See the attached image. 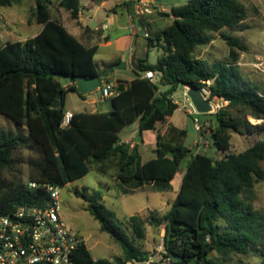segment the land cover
<instances>
[{
    "label": "trees",
    "instance_id": "16d2710c",
    "mask_svg": "<svg viewBox=\"0 0 264 264\" xmlns=\"http://www.w3.org/2000/svg\"><path fill=\"white\" fill-rule=\"evenodd\" d=\"M13 1L0 0V5L11 6ZM52 4V0H36L33 21L43 25L36 36L0 47V113L27 130L26 135L0 127V214L20 205L48 202L46 190L30 188L28 182L64 187L83 178L93 162L113 161L115 177L126 193L148 185L166 191L191 156L170 211L163 217L151 212L147 219L129 218L135 237H145L146 223L163 226L164 247L173 258L178 257L174 264H226L231 254H248L262 226L263 217L252 200L256 183L264 181V137L243 152L215 160L186 145V130L169 127L163 134L179 109L172 95L180 86L206 88L210 100L219 97L228 102L215 113L217 124L211 129L219 149L231 147L232 133L264 134V93L246 81L238 67L236 49L245 51V46L234 36L222 34L231 48L229 61L211 63L196 56L197 49L210 44L215 33L241 24L248 8L239 0H186L170 13L157 12L159 17L172 19L148 37L149 46H159L164 54L155 64L134 59L137 78L128 85L118 80L119 93L111 98L110 111L76 112L71 125L62 128L66 92H76L81 98L85 95L75 83L69 84L63 88L61 106L53 108L59 93L58 75L75 80L101 72L95 60L98 46L84 45L52 18ZM59 4L78 19L80 0H61ZM147 70L162 73L157 83L142 77ZM160 86L168 88L157 95ZM136 121L141 132L161 124L155 156L146 162L137 145L132 147L119 138V132ZM27 145L39 149L42 156L35 165L36 173L26 183L5 179L3 172L13 166L15 151ZM75 193L87 203L101 230L120 244L123 256L115 261L95 260L82 243L74 253V264H130L148 258L123 229L116 213L102 203L100 191L84 187Z\"/></svg>",
    "mask_w": 264,
    "mask_h": 264
},
{
    "label": "rangeland",
    "instance_id": "374dc122",
    "mask_svg": "<svg viewBox=\"0 0 264 264\" xmlns=\"http://www.w3.org/2000/svg\"><path fill=\"white\" fill-rule=\"evenodd\" d=\"M53 1V0H52ZM55 1V2H54ZM51 6L52 18L59 17L74 20L70 13L62 8L59 4L60 0H54ZM111 2L109 3H112ZM180 0H156L161 7H169L171 3L178 4ZM249 10L248 16L236 27L224 28L221 32L214 34V40L208 44L200 46L196 51V56L203 58L209 62H227L230 60L229 54L231 48L227 44L222 34L232 35L237 38L245 51L236 49L239 54L238 67L246 81L256 85L258 89L264 93V0H239ZM89 0H82L83 11L85 15L93 16L95 11L88 12ZM36 0H14L11 6L0 5V47L8 41L19 39L25 40V36H30L36 30L34 10ZM179 5V4H178ZM59 13V14H58ZM62 13V14H61ZM59 15V16H58ZM159 29L163 26L171 24V18L161 15ZM98 20V19H97ZM121 32L106 30L105 34H110L113 40L109 44H102L99 52L96 54V60L101 67L110 62L112 54L117 50V42L114 40ZM136 45H131L133 50L136 49V56L142 54V44H148L149 40L139 34L136 37ZM130 53V52H129ZM128 53V54H129ZM164 54L161 48H151L149 52V62L156 63ZM122 76L129 82L133 81L137 76L135 70L129 68L122 73ZM112 77L110 78V80ZM209 83V82H208ZM204 90V89H203ZM207 97L210 93L208 89ZM187 87L180 86L172 95V98L178 103L179 110H176L172 116V125L187 131L186 145L190 146L195 152L196 145L200 147L198 152L212 156L215 160L224 158L227 154L240 153L251 147L258 140L264 137L263 133H254L251 135H240L232 133L231 147L224 151L219 149L213 141L211 129L217 124L215 113L227 103L219 98H213L216 109L212 114H201L199 119L202 127L201 131L195 130L194 121L186 111L185 100L187 99ZM65 110L72 111H91L97 110L98 107L110 104V99H103L101 91L92 93L88 101L95 100L91 105L85 102L77 93L67 92ZM94 107V108H93ZM250 121V119H249ZM252 123V121H250ZM260 123V121L258 122ZM0 127L11 133H24L27 130L24 126H18L13 120L7 118L0 113ZM161 124L155 130H146L141 132L139 129V121L126 126L119 133L120 140L131 138L140 146V152L144 160L153 157V149L155 148L157 136L160 133ZM136 132V134H134ZM197 143V144H196ZM39 149L27 145L18 148L14 153V164L3 172V177L8 180L22 181L26 183L32 174L36 173L35 165L41 160ZM191 156H188L189 160ZM187 160L183 162L180 173L176 176L172 183V187L166 191H157L151 186H145L135 192H124L123 186L116 179V168L113 161L99 163L93 162L90 165L89 172L80 179H77L64 187H59L61 213L66 224L75 232L80 234L86 243L95 260L115 259L123 256V250L108 233L101 230L100 223L92 216L87 209V203L82 197L76 195L75 190H82L88 187L89 191H100L103 195L102 203L110 210L116 213L118 219L123 222L128 236L136 243L139 248L153 259L161 258V251L164 247L165 228H155L148 223L145 224V237L138 239L131 227L129 226V218L131 216H141L147 219L151 212L163 217L171 209V204L177 196V191L181 186V181L186 169ZM264 168V162L262 163ZM254 208L262 215V226L258 228V235L255 243L252 244L248 254H231L227 257L226 264H262L264 263V181L255 185V195L252 200ZM213 256H218L213 253ZM221 260H224L221 258ZM131 264V263H130Z\"/></svg>",
    "mask_w": 264,
    "mask_h": 264
},
{
    "label": "built area",
    "instance_id": "2783aa9c",
    "mask_svg": "<svg viewBox=\"0 0 264 264\" xmlns=\"http://www.w3.org/2000/svg\"><path fill=\"white\" fill-rule=\"evenodd\" d=\"M133 3L135 15L145 18L146 24L147 19L157 13L154 0H133ZM144 33L149 37L147 25L144 27ZM161 76V72L153 70H147L142 74L143 78L152 81L159 80ZM99 90L103 99L115 97L119 93L118 83H104ZM203 91L215 111L213 99L210 100L206 96L208 92L205 89ZM174 102L177 103L175 100ZM185 104L187 113L194 117L195 130L201 131L200 113L188 95ZM73 118L74 113L66 111L61 127H69ZM28 185L34 189H45L49 200L43 206L20 205L7 214H0V264H74V253L85 240L66 224L62 216L59 187L52 183L36 181H30ZM161 248L160 259L148 257L142 261L135 260L131 264H174V258L165 247Z\"/></svg>",
    "mask_w": 264,
    "mask_h": 264
},
{
    "label": "crops",
    "instance_id": "0c3cea01",
    "mask_svg": "<svg viewBox=\"0 0 264 264\" xmlns=\"http://www.w3.org/2000/svg\"><path fill=\"white\" fill-rule=\"evenodd\" d=\"M60 1H59V3H60ZM154 1L156 2V0H154ZM109 2H111V0H104L102 3H96L92 0H89L88 12L95 11V14L93 16H89V15L84 14L82 0H80V11H79L78 19H74L72 21H69L68 19H64V18L59 17L57 20L67 29L68 32H70L73 36H75L84 45H86V46L97 45L98 46L97 53L99 52L100 46L102 44H109L113 41L111 39L110 34H105L106 30H112L113 26H114V29L116 31H120L121 33L114 39L117 42V50H116V52H114L112 54L110 62L108 64H106L104 67H101L100 64L96 60V56H95V60H96V63L98 65V69L101 72V74H103L110 67H115L122 62L125 63L126 68L125 69H115L114 73L111 76L112 79L109 80V82L118 83V80H123L128 85L132 81L131 82L127 81L122 76V73L127 71L129 68H132V70H135L134 59L145 60L147 63H150L148 59H149V52H150L151 48L152 47L153 48H156V47L159 48V46H151L150 47L149 42L147 45L142 44L141 47L143 49V52L138 57L136 56V49L133 50V53H131L132 49H131V47L128 49V47L131 45H136V43H137L136 37L139 34H141L146 39H148V37H146V35L144 33L145 25L148 26L149 35L152 36L158 30L159 27H162L159 24L163 21H161L162 17H159L155 13L154 15H151L149 17V19H147L148 22L146 24L145 23L146 19L139 18L135 15L133 0H114V1H112V3H109ZM179 2H180V3H178L179 5L175 4V3H171L170 8L169 7H161L158 5V3H156L157 12L170 13L174 7L181 6V5L185 4L186 0H180ZM127 3H129V4L127 5ZM67 12H69V11H67ZM51 15H52V12H51ZM169 18H171V17H169ZM170 20H172V19H170ZM35 24L37 25L36 30H34V33L31 34L30 36H25V38H24L25 40L30 38V37L36 36L42 30L43 25L38 24L36 22H35ZM103 27H105V28H103ZM163 27H165V26H163ZM21 40H23V39H21ZM151 64H155V63H151ZM135 78H137V76ZM158 81L159 80L154 81V82L157 83ZM107 82H108V79H106L104 83H107ZM167 88L168 87H166V86H160V88L157 92V95H159L160 92L167 90ZM97 91H100V90H97ZM67 92H73V91L68 90ZM67 92H66V94H67ZM92 93H95V91L85 95V97L82 98L85 102H89L91 105H93L95 103L94 99H91L90 101H88V98ZM66 94H65V96H66ZM109 99H110L109 105H104L102 107H98L97 110L93 109L91 111H83V112H91V113L108 112L112 109L111 98H109ZM65 105H66V98L64 100V108H65ZM65 111H71L73 113L80 112V111H72V110H65ZM171 119L166 124V127L163 131V134L167 131V129L169 127L179 128L175 125H172ZM124 129H122L120 132H122ZM134 134H136V132H134ZM121 141L127 142V143L130 142V144L133 146L137 145L139 147V150H140L139 144L137 142H135L134 140H132L130 137L126 138L124 140H121ZM199 147H200V145L199 146L196 145L195 151H197V149ZM155 148H156V146H155ZM155 148L153 149V157L155 156ZM153 157H151V158H153ZM151 158H149V159H151ZM149 159H147V160L143 159V161L146 162ZM181 183H182V181H181ZM180 188H181V186H180ZM180 188L178 189L177 194H178Z\"/></svg>",
    "mask_w": 264,
    "mask_h": 264
},
{
    "label": "water",
    "instance_id": "95a60500",
    "mask_svg": "<svg viewBox=\"0 0 264 264\" xmlns=\"http://www.w3.org/2000/svg\"><path fill=\"white\" fill-rule=\"evenodd\" d=\"M125 68H126V64L122 62L115 67L108 68L100 76H95L92 78L80 76L75 80H73L71 77H63V75H58V79L60 80L59 93L52 107L59 108L61 106L63 99V88L68 86L69 84L75 83L78 92L87 95L91 92L99 90L104 84L105 80L109 79L112 76L115 69H125ZM187 87H188L187 95L189 96L190 100L192 101L193 105L196 107L199 113L211 114L214 112L213 105L208 99L205 98L203 90H199L195 87H190V86ZM174 261H178V257H174Z\"/></svg>",
    "mask_w": 264,
    "mask_h": 264
}]
</instances>
